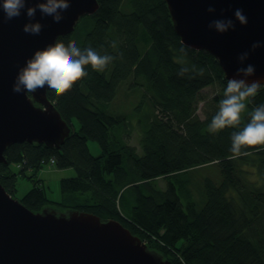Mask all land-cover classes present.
Segmentation results:
<instances>
[{"label": "trees", "instance_id": "1", "mask_svg": "<svg viewBox=\"0 0 264 264\" xmlns=\"http://www.w3.org/2000/svg\"><path fill=\"white\" fill-rule=\"evenodd\" d=\"M98 2L94 13L57 41L74 40L81 49L115 59L103 73L88 66L89 76L64 95L47 91L71 126L70 135L60 147L12 143L7 162L0 164V181L14 196L20 173L32 180L20 200L35 211L75 208L118 219L172 264H264V150L245 149L247 155L233 158L231 135L239 129L207 130L229 80L219 60L181 41L166 0ZM182 67L190 69L184 76ZM130 76L136 84L126 93L144 85L138 108L145 100L149 105L140 125H133L142 152L124 137L132 113L114 102ZM217 84L220 90L201 117L202 89ZM247 103L241 128L248 113L264 104V84ZM89 139L98 141L99 154L91 152ZM52 157L58 167L76 171L61 178L59 199L49 197L38 177ZM160 177L165 187L157 186Z\"/></svg>", "mask_w": 264, "mask_h": 264}, {"label": "water", "instance_id": "2", "mask_svg": "<svg viewBox=\"0 0 264 264\" xmlns=\"http://www.w3.org/2000/svg\"><path fill=\"white\" fill-rule=\"evenodd\" d=\"M36 2V0H32ZM176 33L193 48L204 49L220 62L225 76L252 64L254 76L264 84V0H166ZM213 7L215 12H208ZM99 8L98 0H71L64 18L37 10L35 21L43 25L39 35L25 33L29 22L26 9L14 19L0 10V164L7 162L5 150L15 142L28 141L60 147L71 126L62 117L47 91L16 93L13 85L35 51L71 34L80 18ZM242 9L248 18L241 25L234 16ZM232 19L235 30L218 33L209 24L216 19ZM262 46L252 51V44ZM249 52L241 64L238 57ZM243 78V77H237ZM0 264H172L148 247L120 220L75 208L60 210L45 206L35 211L13 196L0 181Z\"/></svg>", "mask_w": 264, "mask_h": 264}, {"label": "clouds", "instance_id": "3", "mask_svg": "<svg viewBox=\"0 0 264 264\" xmlns=\"http://www.w3.org/2000/svg\"><path fill=\"white\" fill-rule=\"evenodd\" d=\"M71 0H0V10H2L6 19L11 20L19 17L26 9V15L29 22L24 24L25 33L39 35L43 25L35 21L37 10L43 15L52 16L54 21L59 23L63 18V13L70 7ZM208 12H215L216 9L209 7ZM236 20L241 25L248 24V18L242 9H236L234 12ZM210 29H215L218 33H226L229 30H235L236 24L232 19H216L208 25ZM115 47V43L112 45ZM260 41L254 42L251 46L252 51L260 48ZM184 52V48L180 49ZM122 55V54H121ZM250 56L249 52H244L238 57L241 64H244ZM115 57L112 55H101L92 47L81 49L76 41H71L67 45L57 41L43 49L35 51L29 58L24 67H22L16 77L13 85V91L16 93L26 92L35 94L41 90L51 91L57 96L64 95L72 90L74 85L82 82L89 76L87 67L99 73H103ZM194 70V69H193ZM190 69L182 67L179 75L184 76ZM256 68L252 64L237 69L236 76L227 82V87L223 92V99L219 102V110L208 125V132L217 134L226 128L239 129L231 135L232 146L231 153L233 158L241 155H247L244 151L249 148L264 150V104L255 107L248 115L250 120L243 122V114L247 110V101L255 98L261 82L254 80L247 82V78L254 76ZM199 75L204 74L200 69ZM243 77V78H237Z\"/></svg>", "mask_w": 264, "mask_h": 264}, {"label": "rangeland", "instance_id": "4", "mask_svg": "<svg viewBox=\"0 0 264 264\" xmlns=\"http://www.w3.org/2000/svg\"><path fill=\"white\" fill-rule=\"evenodd\" d=\"M136 83H133V76H130L128 79L123 81L118 88V92L115 96L114 102L117 104L118 109L126 110L127 113H132V118L134 121H131L129 126V133L127 135H124L125 140L129 143L134 145L138 151L142 152L141 145H140V133L137 127H134L133 125L137 124L140 125V118H143L144 114L149 109L148 103H146V100L144 101V106H141L138 108V105L140 104L141 100L143 99L144 93H145V86L135 89V91H132L130 95L126 93L131 91L130 87L132 85H135ZM133 88V87H132ZM220 90V86L217 85H209L202 89V93L205 100H202L200 102V106L198 109V114L201 117L205 116V110L208 108V105H206V102L211 98L215 92ZM248 102V101H247ZM246 102V103H247ZM146 103V104H145ZM248 105V103H247ZM248 109V107H247ZM75 129L79 128V122L77 119H74ZM89 147L93 154L97 155L100 153L101 148L96 140L89 139ZM13 170L17 171L18 167L12 165L11 166ZM209 170L214 171V167H208ZM76 171L74 167H68V168H60L56 164H50L44 166L39 172L38 177L42 178L44 180V183L46 185V189L48 192V195L52 199H59L61 197V178L64 176H72L75 175ZM197 174V173H195ZM214 176V175H213ZM188 177V176H187ZM191 178H200L198 175H194L193 173L190 175ZM216 178V176L214 177ZM199 180V179H197ZM157 186L165 187L167 185L166 180L163 177H160L156 180ZM32 186V180H30L28 177H25L22 173L18 175L17 179V191L15 192L14 196L17 198H21Z\"/></svg>", "mask_w": 264, "mask_h": 264}, {"label": "built area", "instance_id": "5", "mask_svg": "<svg viewBox=\"0 0 264 264\" xmlns=\"http://www.w3.org/2000/svg\"><path fill=\"white\" fill-rule=\"evenodd\" d=\"M50 163L51 164L55 163V159L53 157L50 159Z\"/></svg>", "mask_w": 264, "mask_h": 264}]
</instances>
